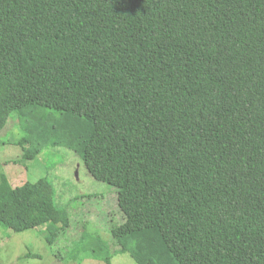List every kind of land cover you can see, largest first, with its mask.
Returning a JSON list of instances; mask_svg holds the SVG:
<instances>
[{
    "label": "trees",
    "instance_id": "1",
    "mask_svg": "<svg viewBox=\"0 0 264 264\" xmlns=\"http://www.w3.org/2000/svg\"><path fill=\"white\" fill-rule=\"evenodd\" d=\"M12 114L24 160L70 147L117 189L121 253L155 229L173 264H264V0H0ZM52 224L49 180L0 174V226Z\"/></svg>",
    "mask_w": 264,
    "mask_h": 264
},
{
    "label": "rangeland",
    "instance_id": "2",
    "mask_svg": "<svg viewBox=\"0 0 264 264\" xmlns=\"http://www.w3.org/2000/svg\"><path fill=\"white\" fill-rule=\"evenodd\" d=\"M24 134L17 115L12 114L0 131V174L7 176L12 187L49 180L56 204L68 211L70 225L59 233L53 224L20 233L0 226V264H108L106 257L109 264H163L160 255L164 264L175 263L155 229L139 242L138 236L122 243L125 251L121 253L109 234L110 226L123 222L117 189L96 181L70 147L43 149L24 160L23 149L16 145ZM99 243L103 248L92 255L89 248H99Z\"/></svg>",
    "mask_w": 264,
    "mask_h": 264
}]
</instances>
